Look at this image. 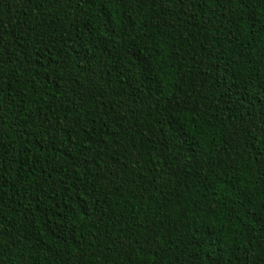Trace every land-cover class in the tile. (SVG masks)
<instances>
[{"label":"trees","instance_id":"obj_1","mask_svg":"<svg viewBox=\"0 0 264 264\" xmlns=\"http://www.w3.org/2000/svg\"><path fill=\"white\" fill-rule=\"evenodd\" d=\"M0 264H264V0H0Z\"/></svg>","mask_w":264,"mask_h":264}]
</instances>
